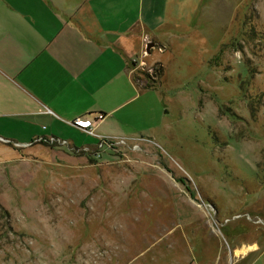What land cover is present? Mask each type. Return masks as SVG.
Segmentation results:
<instances>
[{
	"label": "rangeland",
	"instance_id": "374dc122",
	"mask_svg": "<svg viewBox=\"0 0 264 264\" xmlns=\"http://www.w3.org/2000/svg\"><path fill=\"white\" fill-rule=\"evenodd\" d=\"M169 10L133 60L141 124L0 142V264H264V0Z\"/></svg>",
	"mask_w": 264,
	"mask_h": 264
},
{
	"label": "crops",
	"instance_id": "0c3cea01",
	"mask_svg": "<svg viewBox=\"0 0 264 264\" xmlns=\"http://www.w3.org/2000/svg\"><path fill=\"white\" fill-rule=\"evenodd\" d=\"M169 2L0 0V142L14 133L19 144L59 138L69 126L83 130L76 119L91 122L98 114L103 119L94 127L105 119L117 132L141 124L147 107L137 102L151 88L135 81L133 60L149 57L147 44L159 39ZM243 247L227 250L226 264L259 250ZM190 255L182 264H204L200 254Z\"/></svg>",
	"mask_w": 264,
	"mask_h": 264
},
{
	"label": "built area",
	"instance_id": "2783aa9c",
	"mask_svg": "<svg viewBox=\"0 0 264 264\" xmlns=\"http://www.w3.org/2000/svg\"><path fill=\"white\" fill-rule=\"evenodd\" d=\"M102 119H103V115L102 114H98L96 116V118L93 119L91 122L88 121V120H83V119L78 118V119L75 120L74 124L79 126L80 128H82L87 134L95 135L94 129L91 126H92L93 123H95V122L97 123L98 121H100ZM98 137L101 139L100 142L98 143V145H100V146L103 145V142H105L106 139L108 140V138L104 139V137H101V136H98ZM41 138L42 137H40L39 140H41ZM45 138L48 139L47 141L49 143H55V142H58V143H61V144H63V143L66 144L67 143L65 140H62V139H60L58 137H55V136L43 137L42 139H45ZM81 149L84 150V149H88V148L82 147Z\"/></svg>",
	"mask_w": 264,
	"mask_h": 264
},
{
	"label": "trees",
	"instance_id": "16d2710c",
	"mask_svg": "<svg viewBox=\"0 0 264 264\" xmlns=\"http://www.w3.org/2000/svg\"><path fill=\"white\" fill-rule=\"evenodd\" d=\"M157 72L159 73V75H161V73H162V66L161 65L158 67ZM143 88H155V86L152 84H149V85L144 86Z\"/></svg>",
	"mask_w": 264,
	"mask_h": 264
},
{
	"label": "bare ground",
	"instance_id": "6f19581e",
	"mask_svg": "<svg viewBox=\"0 0 264 264\" xmlns=\"http://www.w3.org/2000/svg\"><path fill=\"white\" fill-rule=\"evenodd\" d=\"M246 250V246L242 248V251H245Z\"/></svg>",
	"mask_w": 264,
	"mask_h": 264
},
{
	"label": "water",
	"instance_id": "95a60500",
	"mask_svg": "<svg viewBox=\"0 0 264 264\" xmlns=\"http://www.w3.org/2000/svg\"><path fill=\"white\" fill-rule=\"evenodd\" d=\"M151 45H152L151 43L150 44H147V48H149Z\"/></svg>",
	"mask_w": 264,
	"mask_h": 264
}]
</instances>
